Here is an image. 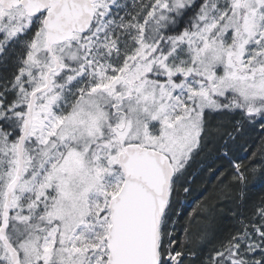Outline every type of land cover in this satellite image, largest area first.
Segmentation results:
<instances>
[{
	"label": "snow or ice",
	"instance_id": "6c2138e0",
	"mask_svg": "<svg viewBox=\"0 0 264 264\" xmlns=\"http://www.w3.org/2000/svg\"><path fill=\"white\" fill-rule=\"evenodd\" d=\"M255 179L264 0H0V264H264Z\"/></svg>",
	"mask_w": 264,
	"mask_h": 264
},
{
	"label": "trees",
	"instance_id": "16d2710c",
	"mask_svg": "<svg viewBox=\"0 0 264 264\" xmlns=\"http://www.w3.org/2000/svg\"><path fill=\"white\" fill-rule=\"evenodd\" d=\"M256 133L252 132L249 137V144L252 145L253 140H255ZM244 153H241L243 155ZM204 164L209 163L207 160H202ZM199 161L194 167L199 171ZM214 184V177L202 176L197 183L192 185V195L189 197L185 204L191 208L196 205L197 200H200L204 197H210L214 195L212 192ZM207 189V191H206ZM247 196V205L251 207L254 204L259 203L261 198H264V180L255 179L249 183L248 188L246 189ZM234 222L229 214L226 212L224 214H218L217 221L213 226L218 236H224L234 227Z\"/></svg>",
	"mask_w": 264,
	"mask_h": 264
}]
</instances>
